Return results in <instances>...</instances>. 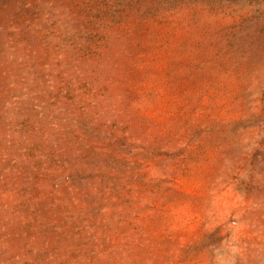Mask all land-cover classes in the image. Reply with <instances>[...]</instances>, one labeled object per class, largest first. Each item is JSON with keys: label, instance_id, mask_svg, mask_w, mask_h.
<instances>
[{"label": "rangeland", "instance_id": "1", "mask_svg": "<svg viewBox=\"0 0 264 264\" xmlns=\"http://www.w3.org/2000/svg\"><path fill=\"white\" fill-rule=\"evenodd\" d=\"M0 264H264V0H0Z\"/></svg>", "mask_w": 264, "mask_h": 264}]
</instances>
